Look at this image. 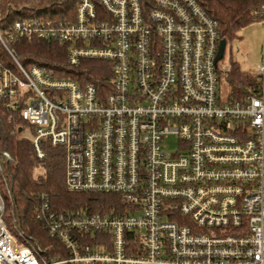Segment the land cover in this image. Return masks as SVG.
<instances>
[{
  "label": "built area",
  "instance_id": "built-area-1",
  "mask_svg": "<svg viewBox=\"0 0 264 264\" xmlns=\"http://www.w3.org/2000/svg\"><path fill=\"white\" fill-rule=\"evenodd\" d=\"M208 1L78 0L73 19L32 14L0 30L15 64L0 59V103L33 131L38 159L44 141L59 146L70 192L115 197L105 211L45 202L38 217L60 244L47 257L6 226L12 158L0 152V264H264V62L251 94L224 99ZM22 39L68 44L73 67L109 63L110 89L24 67L11 47Z\"/></svg>",
  "mask_w": 264,
  "mask_h": 264
},
{
  "label": "trees",
  "instance_id": "trees-1",
  "mask_svg": "<svg viewBox=\"0 0 264 264\" xmlns=\"http://www.w3.org/2000/svg\"><path fill=\"white\" fill-rule=\"evenodd\" d=\"M78 0H0V30L7 23L38 14L50 18L73 19ZM205 5L208 14L217 21L221 41L226 45L238 30L260 20L258 0H211ZM19 62L26 68L39 66L57 78L75 80L83 85L93 83L100 90H109L112 77L110 64L100 60L84 59L76 67L68 63V44L56 40H18L11 45ZM0 59L5 66L15 67L13 60L0 45ZM230 86V100L238 101L252 93L258 77L240 71L237 64L225 73ZM27 124L18 112L9 110L0 103V152H8L11 160L3 164V178L9 184L13 199L6 204L4 215L6 226L20 241L40 249L47 257H56L49 249L60 246L49 234L38 210L48 201L51 211L90 208L105 211L115 198L105 194L72 193L65 182V155L59 146L43 142L45 158L39 160L32 143L27 138H17V126ZM19 126V127H20ZM42 166L44 174L36 178V170Z\"/></svg>",
  "mask_w": 264,
  "mask_h": 264
},
{
  "label": "rangeland",
  "instance_id": "rangeland-1",
  "mask_svg": "<svg viewBox=\"0 0 264 264\" xmlns=\"http://www.w3.org/2000/svg\"><path fill=\"white\" fill-rule=\"evenodd\" d=\"M231 62L237 64L240 71L246 74L257 76L259 66L264 62V20L260 19L253 22L242 29L238 30L234 39L227 43L223 59L220 61V69H230ZM225 74H221L220 93L224 99L230 98V86L227 83ZM20 126V125H19ZM17 126V138H33V131L26 130V126ZM179 142L177 137L169 136L165 142L163 149L171 154L178 150ZM44 174L42 166H38L36 170V178Z\"/></svg>",
  "mask_w": 264,
  "mask_h": 264
},
{
  "label": "water",
  "instance_id": "water-1",
  "mask_svg": "<svg viewBox=\"0 0 264 264\" xmlns=\"http://www.w3.org/2000/svg\"><path fill=\"white\" fill-rule=\"evenodd\" d=\"M225 48H226V42L225 41H221V45H220V48H219L218 56L216 58V63L223 59L224 53H225Z\"/></svg>",
  "mask_w": 264,
  "mask_h": 264
}]
</instances>
